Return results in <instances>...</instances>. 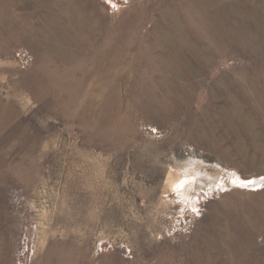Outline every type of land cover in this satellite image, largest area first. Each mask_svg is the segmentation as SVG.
<instances>
[{
    "label": "rangeland",
    "instance_id": "rangeland-1",
    "mask_svg": "<svg viewBox=\"0 0 264 264\" xmlns=\"http://www.w3.org/2000/svg\"><path fill=\"white\" fill-rule=\"evenodd\" d=\"M0 264H264V0H0Z\"/></svg>",
    "mask_w": 264,
    "mask_h": 264
},
{
    "label": "bare ground",
    "instance_id": "bare-ground-1",
    "mask_svg": "<svg viewBox=\"0 0 264 264\" xmlns=\"http://www.w3.org/2000/svg\"><path fill=\"white\" fill-rule=\"evenodd\" d=\"M163 45H165V46H171V45H168V43H162ZM43 84V83H42ZM45 84V83H44ZM215 111H217V110H215ZM220 115V114H219ZM241 115V114H240ZM243 117H240V119H242ZM222 119H226V118H222ZM250 127V126H249ZM252 127V126H251ZM250 127V128H251ZM247 128V127H246ZM251 130V129H250Z\"/></svg>",
    "mask_w": 264,
    "mask_h": 264
}]
</instances>
